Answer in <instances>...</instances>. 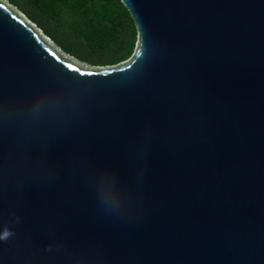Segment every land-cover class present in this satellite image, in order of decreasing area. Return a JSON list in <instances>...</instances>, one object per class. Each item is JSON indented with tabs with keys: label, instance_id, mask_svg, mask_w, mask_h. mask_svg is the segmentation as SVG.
Returning <instances> with one entry per match:
<instances>
[{
	"label": "water",
	"instance_id": "water-1",
	"mask_svg": "<svg viewBox=\"0 0 264 264\" xmlns=\"http://www.w3.org/2000/svg\"><path fill=\"white\" fill-rule=\"evenodd\" d=\"M120 2L106 68L0 2V264H264V0Z\"/></svg>",
	"mask_w": 264,
	"mask_h": 264
},
{
	"label": "trees",
	"instance_id": "trees-1",
	"mask_svg": "<svg viewBox=\"0 0 264 264\" xmlns=\"http://www.w3.org/2000/svg\"><path fill=\"white\" fill-rule=\"evenodd\" d=\"M61 52L92 67H114L136 49L134 21L120 0H3Z\"/></svg>",
	"mask_w": 264,
	"mask_h": 264
},
{
	"label": "clouds",
	"instance_id": "clouds-1",
	"mask_svg": "<svg viewBox=\"0 0 264 264\" xmlns=\"http://www.w3.org/2000/svg\"><path fill=\"white\" fill-rule=\"evenodd\" d=\"M0 2H2V0H0ZM3 3V2H2ZM3 4H5V3H3ZM9 9H10V7H9V5L8 4H5ZM15 13V12H14ZM18 15H20V14H22V13H17ZM21 16V18L22 19H24V21L26 22L27 21V23H28V25H29V27L38 35V37H39V33L38 32H40L41 34H42V32L34 25V24H32L30 21H28V19L26 18V16L24 15V16H22V15H20ZM33 26V27H32ZM42 36L43 37H45L43 34H42ZM48 41H50L47 37H45ZM39 39H40V37H39ZM43 43H45V41H43L42 39H40ZM51 42V41H50ZM52 43V42H51ZM46 44V43H45ZM47 45V44H46ZM48 47H49V45H48ZM50 48V47H49ZM51 49V48H50ZM52 50V49H51ZM13 235V233L7 228V227H5V230H4V233H3V235H0V239H3V240H7L10 236H12Z\"/></svg>",
	"mask_w": 264,
	"mask_h": 264
},
{
	"label": "bare ground",
	"instance_id": "bare-ground-1",
	"mask_svg": "<svg viewBox=\"0 0 264 264\" xmlns=\"http://www.w3.org/2000/svg\"><path fill=\"white\" fill-rule=\"evenodd\" d=\"M10 10H12L11 8H10ZM13 11V10H12ZM14 12V11H13ZM16 13V12H15ZM33 27V26H32ZM39 33V37H40V39H42L43 41H45V43L47 44V46L49 45V47L54 51V52H56V53H58V55H60L62 58H64V59H66V60H70V58H68V57H66L65 55H63L58 49H54L55 47H53L52 46V44L51 43H49V41H47V39L45 38V37H43L42 36V34L40 33V32H38ZM70 61H73V60H70ZM75 65H77L80 69H83V70H85V69H89V68H87L85 65H82L81 63H76V62H73Z\"/></svg>",
	"mask_w": 264,
	"mask_h": 264
},
{
	"label": "rangeland",
	"instance_id": "rangeland-1",
	"mask_svg": "<svg viewBox=\"0 0 264 264\" xmlns=\"http://www.w3.org/2000/svg\"><path fill=\"white\" fill-rule=\"evenodd\" d=\"M2 2L5 3V4H7L6 1H3V0H2ZM9 7H10L14 12L19 13V12H18L17 10H15L13 7H11V6H9ZM47 41H48V40H47ZM49 43H51V42L49 41ZM51 44H52L53 47H55L54 49H58L53 43H51Z\"/></svg>",
	"mask_w": 264,
	"mask_h": 264
},
{
	"label": "snow or ice",
	"instance_id": "snow-or-ice-1",
	"mask_svg": "<svg viewBox=\"0 0 264 264\" xmlns=\"http://www.w3.org/2000/svg\"><path fill=\"white\" fill-rule=\"evenodd\" d=\"M137 55H139V53H137Z\"/></svg>",
	"mask_w": 264,
	"mask_h": 264
}]
</instances>
